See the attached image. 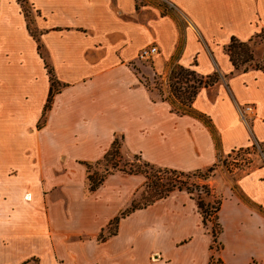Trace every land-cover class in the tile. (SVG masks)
<instances>
[{"label": "crops", "instance_id": "obj_1", "mask_svg": "<svg viewBox=\"0 0 264 264\" xmlns=\"http://www.w3.org/2000/svg\"><path fill=\"white\" fill-rule=\"evenodd\" d=\"M168 1L186 21L182 47L176 21L136 0H25L28 14L20 0H0V264H212L194 194L175 190L137 208L102 239L145 177L117 170L88 188L86 163L116 138L187 172L264 143V70H237L226 49L264 31V0ZM150 44L159 48L151 71L138 59ZM173 60L220 74L193 101L211 125L176 113L146 84ZM47 63L60 86L45 111ZM210 183L222 197L219 264H264V163Z\"/></svg>", "mask_w": 264, "mask_h": 264}, {"label": "rangeland", "instance_id": "obj_2", "mask_svg": "<svg viewBox=\"0 0 264 264\" xmlns=\"http://www.w3.org/2000/svg\"><path fill=\"white\" fill-rule=\"evenodd\" d=\"M139 8L149 6L159 10L161 14H166L171 16L177 23L179 30L181 32V39L179 41V47H182L183 44V31L185 28V18L182 14L175 8L168 0H136ZM23 6L25 11H30V7L28 4L23 2ZM149 9V8H148ZM31 30L34 31V28L31 26ZM251 51L254 55V60L246 63L245 65H256L259 64L264 66V32L260 33L258 36L253 38L250 42ZM238 51L236 50V58L241 62L244 58L241 55H238ZM142 61L148 69L151 71L152 59L144 60L138 58ZM141 63H135L134 66L136 70L140 72L142 71ZM179 64L174 60L171 61L167 66V75L166 77H162L159 74L151 72V77H147L145 82L149 86V88L153 89L161 98L167 99L172 108L178 111H186L191 110V91L192 85H195L193 77L189 76L187 79H182V77H171V69L173 65ZM60 85L56 84V87L59 88ZM173 86L178 87L180 91H173ZM204 120L207 118L204 117ZM208 121V120H207ZM117 148H115L111 154L106 158L102 159L100 163L92 162L90 165V172L93 174V177L98 180L101 178L107 171L113 172L116 170L124 169L126 171H140V174L145 177V182L139 192L136 194L134 198V205L143 206L149 200H152L156 196L155 189L157 188V178L156 171L151 169L150 167H146L140 160V156H135L134 154L128 153L122 147L119 149V153H115ZM261 163H264V143L255 146H250L249 148L239 149L229 154L228 156H221L219 162L216 164L214 171L207 172L210 175V179L218 178L219 175L221 177L229 176L232 172H235L236 175H241L245 172H248L252 167H255ZM188 180V186L192 188L193 193L196 196H200L205 202L204 209L209 211L212 215H207V226L211 229L212 234V264L220 263L219 251L221 249V244L219 242V224H218V216L214 212L215 207H217V202L220 198H222L219 194H213V190L211 187L210 180L206 181L211 188V194L206 192L205 188L196 189L197 184L203 185L206 182L201 177H193ZM89 188V181H88ZM110 230H115V225L109 227ZM105 232L103 235L107 234ZM28 264H36L31 261Z\"/></svg>", "mask_w": 264, "mask_h": 264}, {"label": "trees", "instance_id": "obj_3", "mask_svg": "<svg viewBox=\"0 0 264 264\" xmlns=\"http://www.w3.org/2000/svg\"><path fill=\"white\" fill-rule=\"evenodd\" d=\"M22 3L25 2V0H20ZM264 32V31H263ZM262 32V33H263ZM258 36V35H257ZM252 40V39H251ZM249 41H241L236 37H233L231 39V42L229 43V45L227 46V52L230 55V58L235 66V68L237 70H243V71H247L250 68H258V69H262L264 70V66H261L259 64L256 65H245L246 63H249L251 61L254 60V55L251 51V46H250V42ZM240 49V51H238V55H241L244 59L239 62L240 60H238L235 56L236 54V50ZM181 51V48L179 49V52ZM47 67H48V71L50 74V79H51V89H50V94H49V98H48V102L46 104L45 107V111L47 109H49L52 105V101H53V97L56 91H58L59 88L56 87V84H59V82L57 81V79L55 78V75L53 73V70L51 67H49L48 63H47ZM182 77V79H187V77L191 76L193 77V80L195 82V85H192V91L191 93V110H186V111H178L176 109L173 108V111H175L176 113L179 114H191V115H195L198 116L199 118H202L204 120V116L202 114L197 113L194 109H193V101L195 99V97L197 96L199 90L203 87H209L214 85L215 83H217L221 76L218 72L213 73L212 75H208V76H203L200 75L196 72V70L189 68V67H185L182 66L180 64H175L173 65L172 69H171V77ZM173 91L178 92L180 91V89L178 87L173 86ZM164 99V98H162ZM167 100V99H165ZM208 120V119H207ZM204 120L206 123H208L209 125H211L209 123V121ZM121 142L118 138H116L112 144L111 149L107 152V154L104 156L103 159H106L111 152L115 149V153H119V149L121 148ZM255 146V144H254ZM135 156H139L136 155ZM140 160L142 159V157L140 156L139 158ZM102 160V159H101ZM97 161L96 163H100V161ZM142 162L144 163V165L146 167H150L151 169H154L157 173L156 178H157V188L155 189V192L157 193L156 196L152 199L149 200L147 203H145L143 206H136L134 205V202L132 204V206L126 210H124L123 212L120 213V215H118L112 222H111V226L115 225V230H108V233L106 235L101 234V238L104 239L107 236H111L113 234L116 233V227L120 221V219L122 217H125L127 214H129L130 212H132L133 210L137 209V208H141L144 206H147L153 202H155L156 200L162 199L164 197H166L167 195H169L171 192L175 191V190H186L191 194L193 193V190L191 187L188 186V180L190 178L193 177H201L203 178V180L206 182L208 180H210V175L207 174V172H212L214 171L216 165L209 167L207 169H199V170H195V171H181V170H177V169H172V168H167V167H160L154 164H151L150 162L145 161L144 159H142ZM87 167L90 168V165L92 164L91 162H87ZM117 171V170H116ZM120 171L123 172H127L129 174H140V171H126L124 169H120ZM114 172V171H113ZM113 172L107 171L101 178H99L98 180H96L93 177V174L90 172V170H88V180H89V191H95L103 182L104 180L107 178V176ZM196 189L199 190V188H205L206 192L208 194H211V188L209 187L210 185L206 182L203 185H195ZM195 195V194H194ZM196 196V195H195ZM197 201H198V205L199 208L202 212L203 215V219H204V223L207 224V215H212L209 211L205 210V202L203 201V199L200 196H196ZM221 203H222V198H220L217 202V207H215V213L218 216V212L221 208ZM218 224H219V232L218 234H220L221 232V225L219 223L218 220ZM35 262L36 264H39V259L34 257L28 261L25 262V264H28L29 262Z\"/></svg>", "mask_w": 264, "mask_h": 264}, {"label": "built area", "instance_id": "obj_4", "mask_svg": "<svg viewBox=\"0 0 264 264\" xmlns=\"http://www.w3.org/2000/svg\"><path fill=\"white\" fill-rule=\"evenodd\" d=\"M158 52H159V48L157 47V45L150 44L148 46L143 47L139 51L138 58L148 60V59H151ZM248 109H251V107H248Z\"/></svg>", "mask_w": 264, "mask_h": 264}]
</instances>
